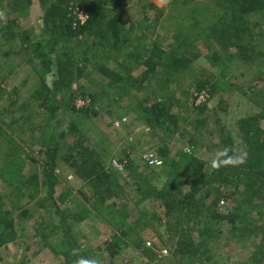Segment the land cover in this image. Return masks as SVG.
Listing matches in <instances>:
<instances>
[{"label":"trees","instance_id":"trees-1","mask_svg":"<svg viewBox=\"0 0 264 264\" xmlns=\"http://www.w3.org/2000/svg\"><path fill=\"white\" fill-rule=\"evenodd\" d=\"M35 1L41 9L42 21L37 31L24 28L18 22L34 0H0L1 56L24 55L25 61L40 73L42 81L32 95L36 98L35 113L41 115L40 119L43 120L41 124L29 128L32 143L40 145L37 154L42 162L39 163L27 151L29 149L19 146L5 128L19 122V119H28V116H9L11 111L8 106L0 111V134L7 143L14 145L6 150L0 165V176L7 184L0 194V247L15 241L22 245L23 242L17 239L23 236L26 249L30 246L29 242L36 243L37 240L46 247L47 239L57 235V247H53L51 253H46V258L26 264H43L45 259L51 264H96L93 255L98 251L104 253L102 260L113 264L123 247H135L144 255L151 256L153 252L144 245L140 233L141 217L149 212L158 217V225L163 226L162 241L172 245L170 252L174 264H195L194 259H199L198 254L202 253L201 245L207 240H217L224 223L230 226L235 235L251 241L254 247L251 250L253 264H264V255L259 251L260 246L264 247V61H261L264 60V48L259 47L264 41L260 37L264 31V0H193V3L190 0H176L173 5H177L179 13L174 11V16L181 22L183 16H191L189 26L195 31L186 47H183L182 41L187 32H174L175 41L170 46L181 50L174 54L168 51L167 44L151 37L154 28L147 32L145 28L150 20L147 15L135 22L139 27L138 32L134 31L135 35L131 33L134 23L125 28L122 13L116 7L125 5L126 0ZM191 4H196L194 9L190 7ZM78 13L85 18L80 19ZM191 13H196V18ZM252 15L255 17L251 18ZM180 24L183 25V22ZM207 38L217 46L209 47L211 43L206 41ZM192 43H196V46L204 44L210 49L206 58L212 63H219V58L225 57L233 60L232 64L236 66L251 64L260 70L261 74H258L259 70L253 74L263 83L256 89L257 97L263 102L262 110L240 116L236 121L244 151L235 150L232 131L220 116L213 114L209 106L211 98L215 96L213 89L216 84H224L221 77L213 81L199 78L194 84L195 91L189 93L181 89L180 95H186L182 105L188 103L187 107L197 116L194 124H201L207 129L208 119L211 115L215 117L214 136L205 137L196 132L187 137L190 143L201 148L203 155L183 154L175 158L169 155L167 147H161L158 149L161 156L158 165L144 168L133 166V170V162L125 153L118 159V163L125 166L124 175L108 169L102 158L107 154L105 146L86 144V130L75 117L92 118L95 116V106H98L100 109L105 107V115L117 117L123 112L121 116L125 117L124 121L131 118L125 114L127 110L134 113L133 118L143 121L137 128L139 133L146 126L160 129L161 133L178 130L181 124L179 115L183 112L180 97L161 98L148 94L146 89L150 87V79L157 74H165L161 81H176L191 61L199 56L200 51L196 47L191 45L193 50L188 48ZM97 55L102 59L110 58L111 63L104 62L98 66V71L107 80L101 83L102 91L97 89L88 93L87 104L76 108L71 84L84 74L82 64H89ZM47 73L53 74L50 82L44 78ZM134 90L141 94L133 93ZM202 90H205L207 97L198 100L196 94ZM124 98H128L127 103L133 102V105H124ZM103 99L105 105H102ZM113 102V107H110ZM62 107L72 115L66 125L57 118ZM222 109V112H226L227 107ZM195 130L196 126H193ZM26 161L42 169L34 167L28 171L30 175L26 178L21 173ZM59 162L66 164L83 182L84 188L79 190V197L75 195L72 198V208L56 203L57 199L62 200V193L68 194L67 190L61 189L55 197V188L60 184L55 166ZM119 175L132 177L142 196L141 200L149 197L157 199L161 205L159 209L158 205L155 210L147 205L146 208L128 210L116 189ZM151 175L157 176L153 179ZM38 180L47 187V195L37 199L33 205L20 204L19 197L12 199L16 191L20 196L25 195L28 187L36 193L40 186ZM33 193L30 194L31 198L34 197ZM45 200L55 203L57 217L50 219L49 211L44 213L45 217L39 214L42 220L30 224L29 233L25 227L29 228L27 224L33 218L32 211L36 208L48 210ZM225 201L232 202L229 208H226ZM89 203L91 206L97 205L99 215L117 227V221L120 223L128 220V217L133 220H126L121 226L120 237L104 239L94 247L85 244L81 236L71 229L74 223H79L90 213L87 208ZM158 234L161 236L160 232ZM213 257L208 253L204 259ZM210 264H217V260Z\"/></svg>","mask_w":264,"mask_h":264},{"label":"rangeland","instance_id":"rangeland-1","mask_svg":"<svg viewBox=\"0 0 264 264\" xmlns=\"http://www.w3.org/2000/svg\"><path fill=\"white\" fill-rule=\"evenodd\" d=\"M126 1L127 3L125 5L122 7H116V10L122 13V19L125 22L126 29L129 28L132 23H134V27L132 28L131 32L132 34L135 35L134 31H139V27L135 25V22H137L141 17L147 15L150 20L145 29L148 32L149 29L154 28L151 37L157 38L164 45L167 44V48H169L168 51L171 54L181 52V50H177V48L175 49L170 46L173 44L172 41H175V38L173 37L175 31H180L181 33L187 32L185 39L182 41L183 47H186L187 41L191 40L190 36L193 31H195L194 28L189 26V22H191V16H183V25L180 24L182 23L181 20H178L177 17L174 16V11L179 13L177 5H173V2L175 3L176 0ZM192 1L193 0H190V3H193ZM195 5L196 4H191L190 7L194 9ZM40 10V7L34 0V3H32L28 9H26L28 12L22 18H18V22L24 28H34V30L37 31L42 22L40 19ZM191 14L196 18V13ZM78 17L80 19L85 18V16L81 13H78ZM254 17L255 16L253 15L251 16V18ZM187 20H189L188 23H186ZM262 32L263 34L260 37L261 40H264V31ZM206 41L211 43L208 38ZM195 44H189L188 48L193 50L191 45L196 47L197 50L200 51L199 56L191 61L190 66L185 71H183L180 76L177 77L176 81H161V77H163L165 74H157L150 79V87L146 89L148 94L161 98H171V96L180 97L181 107H179L183 112H180L181 114L179 115L181 124L179 125L180 128L178 130L174 131L170 129L164 133H161L160 129L154 130L146 126L143 129V132L139 133L137 132V128L141 126L143 121L141 119L133 118L134 113H130L128 110L125 114H128L131 118H127L126 121L123 120L125 117L121 116L123 112L118 114V116L116 115L117 112H115L114 114L117 117H114L113 114H107V116L105 115V107L104 109H100L98 106H95V116L92 118L74 116L77 118L80 125L86 130V144L92 146L100 145L101 147L105 146L107 154L103 155L102 158L105 166L108 169L117 170V172L124 175L125 166L119 164L118 159L125 155V153L128 154L129 159H131L133 162L131 169L135 170V166H139L140 168H144V166H150L147 163L145 156L149 153L160 155L158 153V149L161 147H167V150H169L170 153L169 155L174 156L175 158H178L183 154L195 153L198 156H202L203 154L201 148L195 146L193 142L190 143L188 140L189 138L187 137L193 133L195 134L196 132L199 133V135H205V137L214 136L213 119H215V117L211 115V117L208 119L207 129H205V126L201 124H194V120L197 116L187 107L188 103H186L185 106L182 105V101H185L186 95L183 97L180 95L181 89H184V91H188L189 93L195 91L194 84L199 78L202 80L209 79V81H213L216 77H221L224 84H216V88L213 89L215 96L211 98L209 106L212 108L213 114L220 116L222 120H224L226 127L232 131L235 142V150L244 151L245 147L243 142L240 141V135L238 133L236 121L240 116L248 113H255L258 111L260 112L262 110L263 105L261 103L263 102H261V99L257 97L258 92H256V89L262 86L264 82H259L258 79H255V75L253 74L256 70L258 71L259 68H254L250 66L251 64H248L247 66L241 64L239 67L238 65L236 66L232 64L233 60H227L225 57H221L222 59L219 58L221 60L219 63H212L209 58H206V53L210 49H207L206 46L204 47V44H198L197 46ZM215 44L216 43L213 42L211 45H209V47L212 45L215 46ZM259 47L264 48V41H261ZM1 53L3 52H0V111L8 106L9 112L11 111V115L9 116H12V114H14V117H20L21 115L28 116V119H19V122L10 124V127L6 125L5 128L8 131V134L13 137L14 140H16L18 145H23V149L27 147V149H29L27 151H29L34 159L38 160L40 163L42 162L40 160L41 156L37 154V149L40 145L35 142L32 143L33 139L30 136L31 134L29 128L38 125L37 123L41 124L43 121L41 120L42 118L40 119L41 115L35 113L34 109H36V98H34L32 95L35 87L41 83L42 78L40 77V73L36 71L30 64H28L27 61H25L24 55H12V57L8 56L3 58ZM261 61L264 60L262 59ZM104 62L111 63L110 58L102 59L99 58V55H97L95 58L91 59L89 64H82L85 69L84 74H82L81 77H79L76 81H73L71 84V89L74 91L73 103L76 108H81L87 104L89 101V97L87 96L88 93L94 92V90L97 89L101 91L103 90L100 86L102 85L101 83H104V81L107 80V77L98 71V66L100 63L102 64ZM253 66L255 65L253 64ZM258 74H261L260 70ZM52 77L53 74L47 73L44 78L46 81L50 82ZM256 84L257 87L255 86ZM262 88H264V86ZM137 92L138 94L140 93V91L137 90H134L133 93ZM83 94L86 95L83 96ZM196 95L198 100L207 97L205 90H202ZM259 95L262 97V94L259 93ZM14 99H16L15 102L10 103V101H14ZM127 100L128 98L125 99L126 103H124V105L126 104L131 107L133 102L127 103ZM105 103L106 101L103 99L102 105H105ZM113 105L114 102L110 107H113ZM218 105L220 106L217 107ZM225 106L227 107L226 112H222L220 109ZM70 116L72 115L68 112H65L63 107L59 109L57 113V118H60V121H62L63 125H66L65 123L71 119ZM9 119L10 118L8 117V120ZM193 126H196L195 131H193ZM39 132L40 131L38 130L37 133L39 134ZM13 146V144L7 143L6 138L0 134V165L6 150H9ZM159 157L161 158V156ZM34 167L38 168L39 170L42 169L41 166L36 164L32 165L26 161V163L23 164V172L21 173H24V176L28 178L30 175L28 171L33 170ZM55 170L57 172V180L60 181L59 186L55 188V197L58 193H60L61 189L68 191V194H66V192L62 193V200L59 198L56 200V203H58L60 206L63 204L69 208H72L74 206L72 198L75 195L79 197V190L84 188L83 182L64 163L59 162L58 165L55 166ZM133 174H135V172ZM156 176L157 175H151L153 179ZM156 180H158V178ZM38 182L39 184L41 183L40 180H38ZM6 186L7 184L0 176V194L3 193L2 190ZM116 189L121 193L120 195L123 197L122 201L126 203L127 209L130 211H132L134 207L140 209L143 207L146 208L147 205L152 206L153 210H155L156 205H158L157 209H159L160 204L157 199L149 197L146 200H141L142 196L136 189V186L133 184L132 177L126 178L120 177L119 175L117 178ZM85 190H88V188H85ZM31 193H33V190L32 188L28 187L26 189L25 195L20 196L16 191L12 199L15 200L14 198L19 197L21 199L19 201L20 204L33 205L37 199H41L44 197V195H47V187L43 184H40L37 192L33 193V198L30 197ZM44 202L48 210L44 211L42 209L36 208L32 211L33 218L30 219V222L27 224V227L29 228L27 229L25 227L29 233L31 232L30 224L35 221L39 222L42 220V218L39 217V214H42L41 216L45 217L43 216L44 213L46 214V212L49 211L48 215L50 219L57 217L55 203L46 202V200ZM231 203L232 202L230 201H225L226 208H229ZM87 208H89L90 211L87 217L83 218L81 220L82 222L79 221V223H74L71 229L74 234L81 236L80 239L83 243H89L94 247L99 243L101 244V241L104 239L120 237L122 229L121 226L126 223L127 219L120 223L117 221V227L107 220H104L103 217L99 215V211L96 209L97 205L91 206L89 203ZM73 210H75V208H73ZM128 220L130 221L133 219L128 217ZM141 221H143L142 227H140V233L143 237L142 242H144V245L147 248H150V250L153 252V255L146 256L141 252V250L135 247H123L120 251V255L113 260V264H174V258L172 252H170L172 245L162 241L164 236L162 233L163 226L162 224L158 225V217L153 216V214L150 215L148 212V214L144 213V216L141 217ZM231 231L232 230L230 229V226L227 223H224L220 229L221 234L217 240L212 242L207 240L204 242V245H201L200 251L202 253L198 254L199 259H194V263L210 264L215 259L217 260V264H253V260L251 259V250L254 249V247H252L251 241L245 240L246 238H240V236L237 234L235 235V233ZM158 232L161 233L162 237L159 236ZM194 234H196V232H194ZM60 236L61 234L59 237ZM56 238L57 235L48 238L47 240H49V242L46 247L42 245L40 240H37L36 243L31 241L29 242L30 246L28 249H26L24 236L21 237V239H17L18 241L21 240L23 242L22 245H19L17 241H15V243L9 242L6 245L0 247V264H26L29 262L35 263L38 258H46L44 255H46V253H51L50 250H54L53 247H57ZM196 240L199 241L200 239L196 238ZM259 251L262 253V255H264V247L262 248V246H260ZM208 253L214 255V257L210 260L204 259V256ZM93 256L96 264H108V261L102 260V256H104L102 251H98ZM163 257H166L165 259L168 258V260L165 261ZM45 260L46 261L43 260V264H51L47 259ZM184 264H186V262H184Z\"/></svg>","mask_w":264,"mask_h":264},{"label":"built area","instance_id":"built-area-1","mask_svg":"<svg viewBox=\"0 0 264 264\" xmlns=\"http://www.w3.org/2000/svg\"><path fill=\"white\" fill-rule=\"evenodd\" d=\"M145 159L147 160V163L149 165H154V164H160L161 163V158L159 155H156L154 153H149L148 155L145 156Z\"/></svg>","mask_w":264,"mask_h":264},{"label":"clouds","instance_id":"clouds-1","mask_svg":"<svg viewBox=\"0 0 264 264\" xmlns=\"http://www.w3.org/2000/svg\"><path fill=\"white\" fill-rule=\"evenodd\" d=\"M217 166H219V165H217Z\"/></svg>","mask_w":264,"mask_h":264}]
</instances>
